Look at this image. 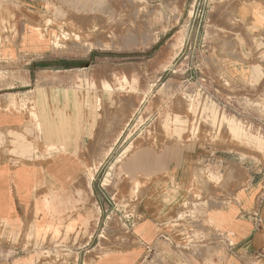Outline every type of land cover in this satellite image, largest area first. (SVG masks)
<instances>
[{
	"label": "rangeland",
	"instance_id": "obj_1",
	"mask_svg": "<svg viewBox=\"0 0 264 264\" xmlns=\"http://www.w3.org/2000/svg\"><path fill=\"white\" fill-rule=\"evenodd\" d=\"M26 30L38 31L51 51L9 48L23 41L12 34ZM1 45L0 92L31 96L20 106L35 108L38 90L47 89L46 151L56 145L58 111L83 114L81 127L96 120L114 132L99 174L114 188L116 207L131 205L133 214L156 160L183 147L253 159L264 176V0L9 2L0 6ZM201 192L180 221L201 219ZM138 264L169 263L152 249Z\"/></svg>",
	"mask_w": 264,
	"mask_h": 264
},
{
	"label": "crops",
	"instance_id": "obj_2",
	"mask_svg": "<svg viewBox=\"0 0 264 264\" xmlns=\"http://www.w3.org/2000/svg\"><path fill=\"white\" fill-rule=\"evenodd\" d=\"M9 2L22 0L0 6ZM19 34L12 40L23 38L21 44L8 46L15 53L51 51L38 31ZM38 91L37 117L32 103L20 106L31 96L0 92V264H138L152 249L169 264H264L257 162L199 147L161 155L132 214L131 205L115 206L114 188L99 174L115 148L114 132L96 120L81 127L83 114L58 111L56 145L46 151L47 89ZM195 189L202 191V216L190 224L180 217ZM11 236L16 243L8 248Z\"/></svg>",
	"mask_w": 264,
	"mask_h": 264
},
{
	"label": "bare ground",
	"instance_id": "obj_3",
	"mask_svg": "<svg viewBox=\"0 0 264 264\" xmlns=\"http://www.w3.org/2000/svg\"><path fill=\"white\" fill-rule=\"evenodd\" d=\"M114 110V109H113ZM108 121V120H107Z\"/></svg>",
	"mask_w": 264,
	"mask_h": 264
}]
</instances>
